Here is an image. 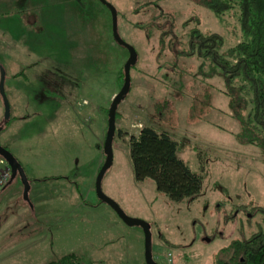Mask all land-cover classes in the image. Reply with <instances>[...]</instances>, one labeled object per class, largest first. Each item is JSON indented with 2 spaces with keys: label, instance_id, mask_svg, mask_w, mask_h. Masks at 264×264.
Returning <instances> with one entry per match:
<instances>
[{
  "label": "rangeland",
  "instance_id": "rangeland-1",
  "mask_svg": "<svg viewBox=\"0 0 264 264\" xmlns=\"http://www.w3.org/2000/svg\"><path fill=\"white\" fill-rule=\"evenodd\" d=\"M107 1L137 60L102 189L150 223L157 262L215 264L234 240L263 227L261 212L225 216L238 204L264 207V128H248L252 104L241 81L232 89L209 60L181 51L193 27L221 34L225 53L245 40L238 5L217 17L201 0ZM127 58L100 0H0V143L29 181L28 199L19 176L0 189V264H60L71 253L81 264H146L142 227L126 223L94 187L106 109ZM144 125L167 131L202 175L195 198L171 200L152 179L135 180L128 144Z\"/></svg>",
  "mask_w": 264,
  "mask_h": 264
},
{
  "label": "trees",
  "instance_id": "trees-1",
  "mask_svg": "<svg viewBox=\"0 0 264 264\" xmlns=\"http://www.w3.org/2000/svg\"><path fill=\"white\" fill-rule=\"evenodd\" d=\"M201 3L217 17L237 4L240 27L247 38L225 53L221 51L224 44L221 34L204 33L198 27H193L188 32L186 48L181 52L186 56L209 60L218 67L230 86L234 80L241 81L250 93L252 104L248 128L260 130L264 128V0H201ZM227 55L233 56L234 61L228 60ZM120 72L118 77L124 80L123 69ZM249 141L252 143L253 140ZM258 144L264 153V142ZM128 146L136 181L152 179L157 190L175 201L193 199L199 193L202 175L193 171L178 156L177 141L167 131L144 125L137 135L131 137ZM233 210H242L251 216L258 212L264 214L262 206L238 204L225 216L226 220L234 218ZM160 236L167 245L172 246L162 234ZM227 252L226 258L215 264H264V218L263 227L246 238L234 240ZM72 261L73 264H80L81 259L71 253L63 256L59 263L69 264Z\"/></svg>",
  "mask_w": 264,
  "mask_h": 264
},
{
  "label": "water",
  "instance_id": "water-1",
  "mask_svg": "<svg viewBox=\"0 0 264 264\" xmlns=\"http://www.w3.org/2000/svg\"><path fill=\"white\" fill-rule=\"evenodd\" d=\"M103 4H105L111 13L112 18V35L116 42L127 48L128 50V58L126 62L124 63L123 71H124V80L123 84L120 88V90L117 92V94L114 96V98L111 101V104L108 108V122H107V131L104 139L103 144V152L105 154V160L100 166L96 177H95V192L99 199L105 201L108 203L117 213L118 215L128 224H134V225H140L144 232V245H145V262L146 264H161L157 262L152 257V250H151V225L148 221L135 218L127 215L125 211L121 208V206L111 197L105 194V192L102 189L101 182L103 175L106 171V169L111 165L112 163V157H113V151H112V143L115 136V129H116V112L118 104L123 99L125 93L130 88V69L131 66L136 63L137 60V51L134 48V46L128 42H126L119 34L118 31V15H117V9L115 6H113L110 2L107 0H100ZM0 90L3 93V75L2 80L0 82ZM7 106V103H6ZM7 108V107H6ZM0 126V130H1ZM0 156L5 160L8 167L11 169V177L10 180L14 179L16 176L20 177V180L23 184V196L25 199H28V191H29V181L27 178V175L19 163V161L16 159V157L3 145L0 143ZM209 240V238H207ZM172 264V263H169Z\"/></svg>",
  "mask_w": 264,
  "mask_h": 264
},
{
  "label": "built area",
  "instance_id": "built-area-1",
  "mask_svg": "<svg viewBox=\"0 0 264 264\" xmlns=\"http://www.w3.org/2000/svg\"><path fill=\"white\" fill-rule=\"evenodd\" d=\"M84 103L86 102L84 101ZM10 176H11V169L8 167V165H5L3 169L0 171V189L7 186Z\"/></svg>",
  "mask_w": 264,
  "mask_h": 264
},
{
  "label": "crops",
  "instance_id": "crops-1",
  "mask_svg": "<svg viewBox=\"0 0 264 264\" xmlns=\"http://www.w3.org/2000/svg\"><path fill=\"white\" fill-rule=\"evenodd\" d=\"M5 165H7L3 160H1L0 161V171L3 169V167L5 166ZM100 168V167H99ZM99 168H98V170H99ZM98 172V171H97ZM94 183H95V181H94ZM6 187L7 186H5L3 189H6ZM35 216H36V213H35ZM165 246H167V245H165ZM23 249H25V246H23L22 247V249H21V251L23 250ZM79 256V255H78ZM80 257V256H79ZM80 259H81V257H80ZM82 262V261H81ZM81 262H80V264H81Z\"/></svg>",
  "mask_w": 264,
  "mask_h": 264
},
{
  "label": "flooded vegetation",
  "instance_id": "flooded-vegetation-1",
  "mask_svg": "<svg viewBox=\"0 0 264 264\" xmlns=\"http://www.w3.org/2000/svg\"><path fill=\"white\" fill-rule=\"evenodd\" d=\"M11 177V176H10ZM9 181H10V179H9ZM9 183V182H8ZM8 185V184H7Z\"/></svg>",
  "mask_w": 264,
  "mask_h": 264
}]
</instances>
